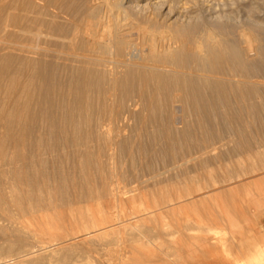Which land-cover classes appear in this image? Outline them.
<instances>
[{"label":"bare ground","instance_id":"6f19581e","mask_svg":"<svg viewBox=\"0 0 264 264\" xmlns=\"http://www.w3.org/2000/svg\"><path fill=\"white\" fill-rule=\"evenodd\" d=\"M179 1L0 0V264L186 261L183 218L170 217L183 209V114L204 133L264 119V3ZM158 154L168 169L121 186L137 155ZM227 182L223 198L239 190ZM207 242L193 247L212 253Z\"/></svg>","mask_w":264,"mask_h":264},{"label":"rangeland","instance_id":"374dc122","mask_svg":"<svg viewBox=\"0 0 264 264\" xmlns=\"http://www.w3.org/2000/svg\"><path fill=\"white\" fill-rule=\"evenodd\" d=\"M202 1L204 2V0H198V4ZM205 1H210L208 5H213L214 8L219 9V11L223 13H236V10L238 11L237 7L233 5V0ZM259 1L262 5V0ZM179 2V6H183V9L186 11L191 10L195 12L197 9V6H195L198 5L197 0H180ZM181 2H183V4ZM204 5H206L205 2ZM194 15L192 14V16ZM205 31L209 32L210 29L206 28L204 29V32ZM183 115L185 117H183V122H185L183 123V128L185 129H183V135L180 136L182 137L181 142L183 146H178L177 152H175L177 158L179 154H182L178 159L183 158V169L181 170L183 173L181 171H173L176 176H180L177 177L176 180L180 179L177 180V182H179L181 189H183V209L170 215V217L181 216L183 218V221L180 222L183 226V238L179 233H175L174 235L177 240H183V257H187V259L190 258L189 263H185L187 259L186 261L184 259L183 264H257L252 261V258L264 252V206L261 208L260 212H257L255 206L249 203L254 194L249 195V193H257L258 195L256 196L264 199V119L255 120L252 115L250 116L251 118L245 119L243 123L242 121L234 123L229 119V121L226 122L225 118L224 120L219 119L218 123V119H216L214 128L217 126V129H214L215 132L209 131L213 134L210 133V135H208L209 132L204 133L205 131L202 130V124L199 120V124L197 123V118L194 115L189 113ZM231 124L238 128L239 131L229 129ZM241 124H244V126H241ZM198 125L199 127H196ZM187 126L192 128V134H187L185 131ZM245 126L247 128H245ZM222 130L225 132L223 133ZM193 132L195 134H193ZM212 135L214 136L212 137ZM141 137L139 133L135 135L137 146L141 145L140 147H143V145L146 146L151 143L150 140ZM160 137L165 138V136ZM137 138L138 142L141 140L140 143L137 142ZM163 138H160V140ZM150 155L152 156V154ZM150 155H146V158L144 155H137L138 158L133 159L131 161L132 164H127V167L125 166V169L123 168L124 170H122L121 177L122 187L130 188L136 175L139 176V178H143L145 175L149 174V170L150 173H163L165 169L169 168L168 165L173 161V157L171 158L168 154L154 155L155 157L153 156V160ZM168 156L170 158H168ZM140 158L144 159H142L144 163L141 162ZM168 159H172V161L169 160L168 162ZM146 163L149 164V169H145V165H142L144 166L143 168L140 166ZM146 170L148 171L147 173H145ZM157 170L159 172H157ZM160 170H162V172H160ZM178 172L180 173L178 174ZM172 173L171 175L174 174ZM175 174L173 175L174 177ZM171 175L170 177L174 178ZM239 176L240 180L238 179ZM235 178L237 180H235ZM89 179L90 178H88V180ZM94 179L95 177L92 176L90 180ZM227 180L233 183L235 182L234 185L228 189L239 190H236L233 196L229 195L227 198H223V196L219 195L217 190L229 185ZM255 183H257V189L255 188ZM196 187L203 189L211 188L216 192L205 197H196L193 193H186L191 190L193 191ZM113 210L110 211L117 212L116 209V211ZM231 219L237 220L240 225V229L234 234L229 231L227 223V221ZM210 228L213 229V231L207 232V229ZM204 238L208 239L207 243L210 244V247L214 246V248H210V251L213 249L212 253H209V249L207 252L205 248L193 247ZM170 263L174 264L173 262Z\"/></svg>","mask_w":264,"mask_h":264},{"label":"crops","instance_id":"0c3cea01","mask_svg":"<svg viewBox=\"0 0 264 264\" xmlns=\"http://www.w3.org/2000/svg\"><path fill=\"white\" fill-rule=\"evenodd\" d=\"M249 195H253V198L251 199V201L249 203H251L252 205L255 206V210L257 212H260L261 208H263V206H264V203H263L264 199H261L260 197L256 196V195H258L257 193L250 192ZM227 223H228L229 231L232 234L236 233L240 229V225H239L237 220L235 221V220L231 219V220H228ZM252 261L254 263H257V264H264V252H262L261 254L255 255L252 258Z\"/></svg>","mask_w":264,"mask_h":264}]
</instances>
